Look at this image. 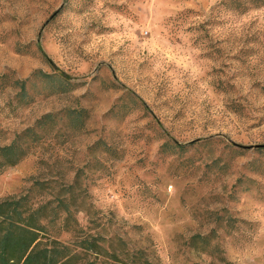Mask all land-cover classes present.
I'll return each instance as SVG.
<instances>
[{"label": "rangeland", "instance_id": "rangeland-1", "mask_svg": "<svg viewBox=\"0 0 264 264\" xmlns=\"http://www.w3.org/2000/svg\"><path fill=\"white\" fill-rule=\"evenodd\" d=\"M38 46L77 88L26 108L1 94L0 147L46 113L88 118L49 128L0 174V200L55 206L70 187L82 232L153 264H264V7L0 0V75L51 73Z\"/></svg>", "mask_w": 264, "mask_h": 264}, {"label": "trees", "instance_id": "trees-1", "mask_svg": "<svg viewBox=\"0 0 264 264\" xmlns=\"http://www.w3.org/2000/svg\"><path fill=\"white\" fill-rule=\"evenodd\" d=\"M251 3L264 7V0H251ZM38 53L51 73L35 70L24 80L15 79L9 73L0 75V95L13 92V100L23 108L31 106L36 97L67 95L77 88L51 65L39 46ZM57 116L43 114L17 133L9 144L0 147V174L26 158L49 128L62 123L69 130L79 132L88 118L82 109L63 111L62 121ZM182 148L165 142L159 153L168 155ZM32 187L41 190L43 183L35 181ZM70 189L66 192L69 198L56 200L55 206L54 201L33 204L29 194L0 200V264H153L140 251L126 252L119 238L105 240L99 233L82 232L70 208ZM62 233L73 235L74 241L60 242L58 238Z\"/></svg>", "mask_w": 264, "mask_h": 264}]
</instances>
